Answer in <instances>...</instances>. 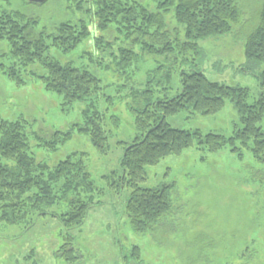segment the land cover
Returning a JSON list of instances; mask_svg holds the SVG:
<instances>
[{
  "label": "rangeland",
  "instance_id": "obj_1",
  "mask_svg": "<svg viewBox=\"0 0 264 264\" xmlns=\"http://www.w3.org/2000/svg\"><path fill=\"white\" fill-rule=\"evenodd\" d=\"M139 1L155 10L152 0ZM239 2L243 19L252 25L251 14L259 2ZM0 10L19 11L34 18L35 31L49 34L61 22H74L83 17L75 11L72 0H0ZM166 22L171 30L177 25L172 12L166 14ZM246 29L234 26L228 34L199 41L202 48L199 65L212 81L247 88L248 102L252 103L264 96L256 76L264 66L248 61L244 55ZM91 32L68 52L52 46L47 52L60 63L85 68L100 79V93L85 102L64 105L62 96L45 90L39 78L23 74L25 83L17 85L0 70V119H24L29 151L49 167L76 152L84 160L97 188L92 208L77 227L66 229L50 213L14 225L0 223V264H264V164L257 162L247 150L239 159L231 154L229 147L214 154L193 147L147 167V179L140 185L156 187L174 182L173 208L152 231L140 234L132 229L125 209L130 191L124 189L116 194L105 177L119 170L123 146L119 142L129 143L135 136V118L130 107L141 108L143 104H140L142 100L134 101L130 92L142 91L148 80L155 82L171 67L168 85L162 81L154 88L158 90L167 85L169 96L175 95L179 90L180 56L142 54L138 42H126L137 55L130 57L128 64L120 65L115 52L123 36L115 39L118 36L115 26L105 31L94 26ZM100 35L111 42V47H96L94 37ZM46 41L49 43V39ZM8 51L7 44L0 42V64H11ZM193 55L190 52L187 58L191 60ZM243 67L251 72H244ZM30 69L44 73L37 64ZM87 103L95 104L106 116L117 115L120 119L118 127L110 120L106 124L107 151H99L89 135L77 130L56 150L45 148L44 140L54 131L66 132L71 125L82 121ZM238 117L233 103L226 100L215 114L198 115L183 109L167 116L166 121L174 128L229 136ZM260 124L264 132V116ZM66 209V203H61L50 207L48 212L61 214ZM68 237L69 246L75 252L73 262L67 260L69 255L62 253ZM134 246L139 247L138 257L131 255Z\"/></svg>",
  "mask_w": 264,
  "mask_h": 264
},
{
  "label": "trees",
  "instance_id": "obj_2",
  "mask_svg": "<svg viewBox=\"0 0 264 264\" xmlns=\"http://www.w3.org/2000/svg\"><path fill=\"white\" fill-rule=\"evenodd\" d=\"M72 1L75 11L83 17L74 22H61L52 34L36 32V20L19 11L0 10V42L7 44V57L11 60L10 65L1 63L0 70L17 85L25 83L23 74L37 77L45 90L61 95L67 106L99 94L102 87L97 76L71 63L62 64L47 53L51 46L63 52L72 50L93 34L91 28L94 26L105 31L114 25L118 33L115 39L123 36L115 52L120 65L128 64L130 57L137 55L126 42H138L142 54L180 56L177 63L179 90L175 95L169 96L167 86L172 78L171 67L155 82L148 80L142 91L130 92L134 101L142 100L140 104H143L141 108L130 107L135 118V136L129 143L119 142L123 144L119 170L105 177L116 194L124 189L130 191L125 209L136 233L152 231L172 211L174 182L156 187L140 185L147 179L146 168L157 165L166 156L179 155L193 147L211 154L229 147L231 154L239 159L247 150L257 162L264 164V132L260 124L264 116V96L249 103L247 88L212 81L199 65L202 52L199 41L228 34L234 26L241 25L247 28L246 59L264 66V0H257L258 8L251 14L252 25L243 19L239 0H152L155 10L139 0ZM171 12L177 24L172 30L166 22V14ZM94 38L96 47H111V42L102 35ZM190 52L194 54L191 60L187 58ZM34 64L44 73L31 70ZM242 70L251 72L247 67ZM256 76L260 88L264 89V67ZM162 81L167 85L155 89ZM226 100L233 103L239 116L229 136L174 128L166 121L167 116L183 109L198 115L215 114L224 107ZM108 120L118 127L117 115L106 116L95 104L87 103L80 123H74L66 132L54 131L44 140L43 146L56 150L77 130L89 135L93 145L105 153ZM25 124L24 119H0V223L14 225L50 213L66 229L81 225L93 206V193L97 190L84 160L73 152L53 167L38 161L29 151ZM61 203H66L65 212H48L50 207ZM33 223L34 220L30 225ZM63 245L62 253L69 255L67 260L73 262L75 252L69 246V237ZM131 250V255L139 256L138 246Z\"/></svg>",
  "mask_w": 264,
  "mask_h": 264
},
{
  "label": "water",
  "instance_id": "obj_3",
  "mask_svg": "<svg viewBox=\"0 0 264 264\" xmlns=\"http://www.w3.org/2000/svg\"><path fill=\"white\" fill-rule=\"evenodd\" d=\"M31 1H34V2H42L44 0H31Z\"/></svg>",
  "mask_w": 264,
  "mask_h": 264
}]
</instances>
